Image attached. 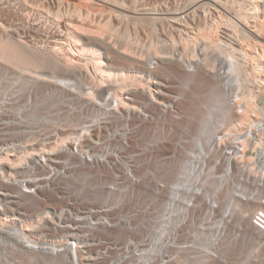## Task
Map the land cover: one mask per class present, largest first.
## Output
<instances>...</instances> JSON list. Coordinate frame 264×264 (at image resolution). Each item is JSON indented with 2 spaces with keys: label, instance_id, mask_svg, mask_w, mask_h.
<instances>
[{
  "label": "bare ground",
  "instance_id": "1",
  "mask_svg": "<svg viewBox=\"0 0 264 264\" xmlns=\"http://www.w3.org/2000/svg\"><path fill=\"white\" fill-rule=\"evenodd\" d=\"M86 1L89 4L90 2L97 4L95 0ZM215 3H217L215 0L201 4L190 2L183 11L176 13L178 16L164 18L181 20L184 12L187 13L192 7L195 8L189 12L196 11L195 14H197L200 11L203 14L204 21L197 24L195 29L192 26L191 33L184 31L186 36L183 37L185 47L187 45L192 47L199 43L203 55L198 62L192 59L195 55L192 48L191 51L183 48L176 53L173 48L165 49L160 44L155 49L141 50L143 54L138 57L131 51L115 49V46L103 38L104 36L91 30L88 32L71 28V40L75 46L74 54L81 55L79 58H73L68 53L62 55L65 51L61 45L50 47L32 45L13 35H0V75L3 76L10 71L7 66L15 67L16 70L45 72L49 75L52 79L53 91L50 110L40 111L43 117L50 116L58 122L63 119L57 114L60 111L59 106L63 94L68 98L69 96L78 99L85 97L96 103L99 101L97 99L102 98L107 92L111 96L110 104H115L118 109L121 108L120 113H122V107L132 106L130 96L134 95L131 91H136L137 98L139 94L147 97H151L152 94L155 96L157 90L152 86L153 77L165 79L164 75H161L160 69L167 62L176 64L190 75V78L186 79H189L193 84V87L188 88L189 95L187 94V100L191 102L189 106L191 115L185 110L182 103L183 108H181L189 114L190 118L189 121L176 125V129L182 134L179 136L175 150H173V144L171 146L172 140H168V144L161 149L158 148L154 155L149 154L151 157L148 158L150 162H148L146 172L154 173L149 168L153 165L165 179L159 180L163 183V187L156 217L136 218L135 220L133 218H109L116 226L111 230L115 232V236H128L133 233L128 230H133L140 232L143 240L146 241L145 246L139 247V252L132 256L128 264H170L171 256L179 254L185 247H188L186 252L188 255L198 250V252L207 254V258H209L207 262L204 260L205 257L204 259L195 258L190 264H259L260 262L256 263L259 259H256L255 256H259L258 253L264 254V246L260 245V243L263 244L260 240L261 237L251 225L249 218L257 208H263L261 200L264 196V187L255 185L259 180L264 181V177L255 176L251 180L248 177L250 170L245 168L243 161L238 160L234 166L231 157L222 154L223 151L219 149L224 142L228 145L232 138H239L242 139V151H246L250 143L245 136L253 131L255 126L253 122L259 118L257 104L254 101L264 95V17L260 18V9L264 8V0H248L246 4H240L239 0H231V2L227 0L220 3L224 7L234 9V12L230 14L218 9ZM102 6L98 7L109 8L110 10L107 11L109 13L118 11L115 10V7L113 9L108 5L106 8H104L105 5ZM91 7L95 8L94 5ZM114 14L118 15V12ZM119 15L120 18L128 16L122 11ZM150 18L157 20L160 17ZM136 19L141 20L144 17L136 16ZM220 20L224 23L217 27L218 22L221 23ZM225 21L227 22L225 23ZM241 22L248 24L240 25ZM225 24H230L231 28L233 27L235 43L233 38L231 41L221 35L220 28ZM0 27L4 28V31L6 30V26L2 22H0ZM74 28L76 27L74 26ZM160 42L161 40H159ZM176 42L178 41L174 40V43ZM105 57L111 61L114 59V61L118 60L128 64H123L124 66L112 64L114 61L108 62ZM152 59L158 64L155 69H151L148 65ZM137 62L142 63L143 66L137 65ZM90 67L95 73L90 70ZM213 69L214 72H212ZM58 78L68 79L67 83L65 85L58 83L55 80ZM212 80L215 82L213 83ZM108 81H110L109 85L106 84ZM11 82L10 80L6 89L11 88ZM23 82L29 86L24 90L30 91L34 88L30 79H25ZM216 82L220 87L215 84ZM164 86L171 89V87H167V83ZM159 89L163 93L171 92V90ZM183 91L187 92L186 89ZM179 104L181 106V101ZM239 108H241L240 112ZM229 111L233 113V116L229 114ZM101 112L106 113L103 110ZM31 114L39 116L40 112L33 110ZM113 115L118 118L121 114L115 112ZM230 115L231 117H229ZM64 122H67L69 127L74 125L68 118ZM257 143L256 146L253 145L257 151L255 158L259 161V166H263L264 136ZM171 151L170 156L163 153ZM78 174L85 186L88 187V172L80 170ZM157 176L160 178L158 174ZM118 193L120 192H115L114 195L116 196ZM110 194L111 192L108 191L101 193L103 199L114 200L115 196L108 198ZM37 205H41V203ZM5 214L0 215V243L3 240V243L11 242L18 245L16 240L19 239V236L22 238L20 232H24L25 235L31 233L35 227L36 222H30L35 216L17 220L16 218H4ZM31 214L37 215L33 212ZM194 218H198V223L192 225L191 230L189 227L187 228L188 231L190 230L187 234L191 235L190 240L176 241L180 234L179 227ZM122 220H125L126 223ZM230 232L236 240L242 239L240 243H237V246L228 243V239H230L228 233ZM13 233L18 236V239ZM226 233L227 235H224ZM221 236L223 237L221 238ZM224 239L225 242H223ZM218 240L222 241L219 245L216 244ZM171 242L177 246L174 253L167 252V247ZM141 245L143 244L141 243ZM231 252L239 255H235L237 258L234 259L233 254L232 256L228 255ZM10 253L5 244L0 246V262L2 264H6L5 261L10 260ZM202 253H200L201 256ZM107 255L100 253L92 257L98 261L97 264H106L105 260H98V258ZM74 256L63 250V252L22 253L17 257L24 259L26 264H86L90 258L85 252L77 254V257ZM109 258L107 264H116L121 256L115 259Z\"/></svg>",
  "mask_w": 264,
  "mask_h": 264
},
{
  "label": "built area",
  "instance_id": "2",
  "mask_svg": "<svg viewBox=\"0 0 264 264\" xmlns=\"http://www.w3.org/2000/svg\"><path fill=\"white\" fill-rule=\"evenodd\" d=\"M189 10L184 12L182 22L196 12ZM220 29L224 38L234 37L229 25ZM191 48L195 52L192 59L198 62L203 55L199 43ZM149 62L151 69L158 65L153 59ZM7 69H10L8 73L0 75V215L6 213L4 218L17 220L35 216L30 222L36 223L31 233L20 232L22 238L18 239L13 233L19 240H16L18 245L2 240L0 246L5 244L11 252L6 264H26L17 257L22 253L63 250L74 257L85 252L90 256L86 264H97L92 256L100 253L124 256L121 258L124 261L119 259L116 264H128L146 241L140 232L133 230H128L133 233L120 240L121 237L111 231L116 226L109 218L156 217L163 187L159 180L164 177L153 165L149 168L155 174L146 172L148 158L168 144V140H172L175 150L182 134L176 125L190 118L179 104L181 93L166 88L152 75V86L157 90L155 96L139 94L137 98L136 91H131L132 106L122 107V113L121 108L110 104L111 96L107 92L96 103L85 97L68 98L63 94L57 113L63 119L58 122L53 117H43L40 111L50 108L51 77L40 71L16 70L10 66ZM25 79L34 84L30 91L24 90L29 87L24 84ZM10 80L11 88L6 89ZM55 80L65 85L68 79ZM159 88L172 93H163ZM254 102L259 118L253 122V131L245 136L250 143L247 150L242 151L239 138H232L228 145L224 142L219 148L222 154L231 157L234 166L238 160L243 161L250 170L251 180L255 176L264 177V165L259 166L255 158V146L264 136V97L259 96ZM33 110H39L40 115H32ZM238 110L240 112L241 108ZM115 112L121 115L116 118ZM67 118L74 125L67 126L64 122ZM163 153L170 156L172 151ZM80 170L88 172V187L78 174ZM255 186L264 187V181H257ZM107 191L111 192L108 198L115 196V192L120 193L114 200H106L101 193ZM261 201L263 208H257L249 218L261 237L263 244L258 240L260 245L264 246V196ZM39 203L41 205H37ZM176 247L174 242L169 243L167 252L174 253Z\"/></svg>",
  "mask_w": 264,
  "mask_h": 264
},
{
  "label": "rangeland",
  "instance_id": "3",
  "mask_svg": "<svg viewBox=\"0 0 264 264\" xmlns=\"http://www.w3.org/2000/svg\"><path fill=\"white\" fill-rule=\"evenodd\" d=\"M95 1H97L95 2L97 4H93V3L91 4L90 2V4L92 6L94 5L95 7L92 8L91 5L86 0H0V22L4 23V25L6 26L5 31L4 28L2 29L0 27V35L1 34L3 36L13 35L15 38L22 40L24 39L27 41V43L32 45L33 44L43 45V46L45 45L46 47L61 45L63 51H65V52L62 51L63 52L62 55L64 53H68L73 58L74 57L79 58L81 55L74 54L75 46L73 45V42L71 40V34H70V32H72L71 28L80 31L82 30L83 31L91 30L93 32L95 31V33L104 36L103 38H105L106 41H109L113 46H115V49L119 51L122 50L128 52L131 51L132 54L135 53L134 55L138 57L142 56L141 54H143L141 53L142 52L141 50L155 49L159 44L164 46L165 49L173 48L174 51H176L177 53L180 52L183 48L184 49L186 48L188 50L191 49L190 45H187L185 47V44L183 42L185 41L183 39V37L186 36L185 32L189 31L191 33L193 31L191 27L193 26V28L195 29V27H197V24L204 21L203 19H205V17L203 16V14H201L200 11H198L199 13L197 14L192 13L185 22H182V20H175V19L169 20L164 18H167V16H178V14L176 13L183 11V9L190 2H194L197 4H201L207 1L211 2V0H194V1L193 0H109V2L108 0H103V1L95 0ZM215 1H217L215 5L216 7H218V9L226 12L227 14L234 12L233 8H227L224 7V5L220 4V3H224V1L227 0H215ZM228 2H231V0H228ZM239 2L240 4L242 3L246 4L248 0H239ZM107 5L113 7V9L115 7V10H118V11H110V13L118 12L119 15L120 11H122L123 13L128 14V16L130 15V17L126 16L124 18L123 16H121L120 18V15L118 16L115 15L114 13H113L114 15L110 14L109 12H107L110 10L109 8H108L109 10L106 8ZM98 6L99 7L102 6L106 9L99 8ZM260 10L263 11V12L260 11L261 13L260 18H263L264 8ZM100 11L103 12L101 13ZM136 16L144 17V19L138 20L136 19ZM155 16H159L160 18L157 20L150 18ZM226 22L227 21H225V23ZM223 23L224 22L221 23L218 22L217 27H219ZM242 24L246 25L248 23L241 22L240 25ZM74 26L78 29L74 28ZM252 27L255 28V26L253 25ZM159 40H161L160 43ZM174 40L178 42L174 43ZM107 58L108 57H105L106 60H108ZM113 61L114 59H112V61L108 60V62L111 63ZM112 64L121 66L123 64L125 65L128 63L125 62L122 63L116 60ZM140 64L142 65V63L137 62V65ZM91 68L92 67H90V70L93 71V68L92 69ZM163 71L164 73H162ZM160 73L162 76L164 75L163 77L165 79H161V77H158L157 80L162 82L163 84L167 83L168 85L167 87H171L172 91L174 92L177 91L178 93H181L180 94L181 97H179V100H181V106L183 103V107L191 115V113L189 112L190 110L189 106L191 102L187 100V96L189 95L188 88L193 87V84L189 79H186L187 77L190 78V75L184 72L182 69H180L176 64L169 62L163 65V67L160 69ZM167 75H169L170 77L169 76L166 77ZM214 82L215 81H213V83ZM106 84L109 85L110 81L106 82ZM215 84L218 86L217 82ZM183 89H186L187 92H184ZM262 97L264 96L262 95ZM229 114L233 116V113L231 111H229ZM231 115L229 117H231ZM196 215H198V213H196ZM196 223H198V218H194L193 220H189L183 223V225L179 227L180 234L176 238L177 241L190 240L191 235H187V234L191 230L192 225L194 226L196 225ZM188 227L190 228L189 231L187 230ZM195 228L197 229V227ZM224 235H227V233ZM228 235H230L228 236V238L230 237V239H228L229 240L228 243L230 245L233 244L234 246H237L238 245L237 243H240V241L242 240V239L236 240V238H234V236L232 235V232L228 233ZM126 236L121 237L120 240L124 239V237ZM223 236H221V238ZM225 241L226 240L224 239L223 242ZM220 242L222 243V241L218 240L216 244L219 245ZM187 248L188 247H185L181 249V252L179 254L171 256L172 260L170 261V264H183L187 262L190 264V262H192L193 259L195 258L197 259L200 257L203 259L205 257L204 259L205 262L209 260V258H207L208 257L207 254L198 252V250H196L195 253L188 255L186 253L188 251ZM197 253L198 254L202 253L203 257L201 256V254L198 255ZM233 253L231 252V254L229 253L228 255L232 256ZM235 255L238 256L239 254H233V257ZM258 255L259 256H255L257 257L256 259H259L257 261L255 260L256 263L260 262L261 264H264V254L258 253ZM237 256H235L234 259L237 258ZM107 257H110L111 259H115L119 256L118 255L106 256L105 260L107 259ZM122 257L123 256H121V258ZM106 263H109V260H106Z\"/></svg>",
  "mask_w": 264,
  "mask_h": 264
}]
</instances>
